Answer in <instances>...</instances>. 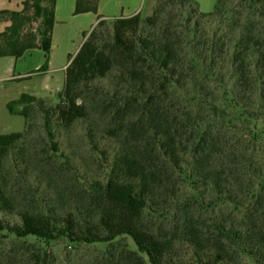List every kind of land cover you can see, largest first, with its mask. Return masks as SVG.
Segmentation results:
<instances>
[{
	"label": "trees",
	"instance_id": "trees-1",
	"mask_svg": "<svg viewBox=\"0 0 264 264\" xmlns=\"http://www.w3.org/2000/svg\"><path fill=\"white\" fill-rule=\"evenodd\" d=\"M97 6L98 0H77L74 15H96ZM149 13L112 21L109 41L101 31H108L107 23L99 21L66 68L61 103L51 110L68 128L87 116L86 99L95 91L109 121L106 133L118 146L111 177L90 195L86 221L71 213L36 224L24 219L26 235L86 245L128 238L136 250L121 252L118 264H172L173 241L145 223L152 214L167 218L172 208L182 214L177 241L191 247L197 260L230 264L232 255L243 254L261 262L264 215L254 219L248 212L241 225L226 228L220 222L210 234L186 215L191 206L186 193L202 199V187L209 188L217 203L240 208L242 195L258 202L264 193V180L254 188L246 179L253 166L224 132L226 109L241 115L246 109L233 89L264 111V0H216L210 13L199 12L190 0H151ZM0 17L9 23L0 32V58L40 50L39 73L45 72L55 0H23L19 11H2ZM101 81L108 82L106 88H93ZM219 89L224 98L217 97ZM33 108L43 114L53 141L50 112L41 99L22 95L7 104L8 112L25 122ZM23 137L0 135V148Z\"/></svg>",
	"mask_w": 264,
	"mask_h": 264
},
{
	"label": "rangeland",
	"instance_id": "rangeland-1",
	"mask_svg": "<svg viewBox=\"0 0 264 264\" xmlns=\"http://www.w3.org/2000/svg\"><path fill=\"white\" fill-rule=\"evenodd\" d=\"M139 1V12L144 19L150 14L151 0ZM190 1L201 13L212 12L216 3V0ZM22 2L23 0L18 3L19 10ZM90 14L88 17L66 20L72 28L71 41L68 44L71 51H75L82 41L77 31H88L91 21H94V14ZM112 21L114 20L104 21L108 31L101 29L105 41L110 40ZM36 26L37 24L32 25L33 28ZM88 35L84 36L83 43ZM42 55L41 51L31 57L26 54L20 65H17L15 73L21 69H33L35 65L40 66L43 63ZM6 75L5 72H0V77ZM50 75L65 78L59 71H52ZM107 84L108 82L101 81L95 83L93 88L100 90L106 88ZM27 91H30L29 81H0V135L24 133L23 138L9 139L0 148V264H118L121 252L136 250L128 238L118 239L112 245H86L71 244L64 238L46 241L26 235L24 219L36 224L42 217L63 218L71 213L76 221H86L85 207L89 197L96 186L105 184L111 177L112 157L118 148L115 139L106 133L109 121L100 111L99 97L94 94L95 91L86 99L87 116L68 128L51 111L61 103V97L52 93L42 99L44 109L50 112L53 141L46 133L43 114L37 108L30 110L27 122L8 112L7 103L19 99L21 93H29ZM62 91L63 88L59 93L62 94ZM232 92L236 100L242 99L245 105H241L246 109L243 111L244 115L226 109L225 115L228 118L225 119L224 132L227 131V138L234 151L243 153L246 162L253 166L246 179L254 188H258L259 182L264 180V111L260 110L257 101L246 103V96L240 94L238 97L234 89ZM216 95L224 98V90L219 89ZM229 121L231 125H228ZM53 143L57 146L56 150L52 147ZM247 187L243 183L241 190L246 191ZM186 196L191 205L186 215L210 234H214L215 225L220 222L226 228L230 225H241L243 216L248 212H252L254 219L264 215V193H261L258 202L246 195H240L241 208L217 203L216 195L209 188L202 187V199H191L190 191H187ZM170 210L167 218L153 214L147 217L145 223L148 230L173 241L172 264H206V258L197 260L191 247L177 241L178 231L182 229V214L172 208ZM232 256L230 264H264V259L260 262L243 254Z\"/></svg>",
	"mask_w": 264,
	"mask_h": 264
},
{
	"label": "crops",
	"instance_id": "crops-1",
	"mask_svg": "<svg viewBox=\"0 0 264 264\" xmlns=\"http://www.w3.org/2000/svg\"><path fill=\"white\" fill-rule=\"evenodd\" d=\"M20 2L21 0H0V14L2 11H19L18 3ZM76 2L77 0H55V23L51 34L48 65L45 72L39 73V70L44 65V55H42L43 63L40 66L35 65L33 69H21L17 74L15 73L17 65H20L26 54L31 57L34 53H38L40 50L28 51L19 59L10 57L0 58V72H5L7 74L6 77H0L2 78L0 81L5 83L22 81L30 82V91H27L29 93H21L20 97L22 95H29L42 100L52 95V93H56V96L60 97L61 94L59 92L64 87V77L56 78L50 74L52 71H59L65 75V70L71 59L77 54L83 44L84 38L90 34V31L95 27V24L99 21L110 19L117 20L119 18H127L140 14L139 0H136V2L133 0H98L97 14L93 15L94 21H91L88 31H77L78 34H80L82 41L75 51H71L68 44L71 41L70 35L72 28L66 23V20L75 19L81 16L88 17L91 15L90 13L74 15ZM8 25L9 23L3 22L0 17V32H2ZM50 67H52V69H50ZM53 87H55V90Z\"/></svg>",
	"mask_w": 264,
	"mask_h": 264
}]
</instances>
